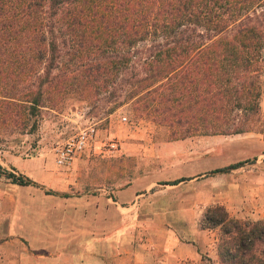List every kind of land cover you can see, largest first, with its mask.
Wrapping results in <instances>:
<instances>
[{
    "label": "trees",
    "instance_id": "trees-1",
    "mask_svg": "<svg viewBox=\"0 0 264 264\" xmlns=\"http://www.w3.org/2000/svg\"><path fill=\"white\" fill-rule=\"evenodd\" d=\"M263 66L264 0H0V143L34 133L67 95L103 91L171 140L241 133L259 119ZM204 222L218 229L217 260L202 264H264V218L213 204Z\"/></svg>",
    "mask_w": 264,
    "mask_h": 264
},
{
    "label": "rangeland",
    "instance_id": "rangeland-1",
    "mask_svg": "<svg viewBox=\"0 0 264 264\" xmlns=\"http://www.w3.org/2000/svg\"><path fill=\"white\" fill-rule=\"evenodd\" d=\"M259 91V119L251 129L176 140L168 138L166 128L136 118L129 102L115 107L122 100L119 92L113 96L103 91L86 98L69 94L58 108L43 109L34 133L16 135L17 145L0 143V167L32 182L19 186L0 173V264H54L64 254L51 251L52 239L46 243L48 230L56 225L63 233V213L77 206L66 198L84 197L88 215L92 211L99 215L101 208L104 230L115 220L110 219L112 211L100 206L99 198L137 178L153 185L146 206L137 209L125 202L120 209L124 236L127 228H134L133 236L142 246L143 233L147 239L157 240L166 231L198 252L196 259L182 258L178 264H202L204 257L216 262L218 229L205 227L208 206L222 205L234 219L264 218V66ZM92 123L107 136L116 137L120 151L113 157L90 153L69 168L55 165L53 148ZM241 160L245 162L227 173H209L214 166ZM178 178L183 179L176 184L161 183ZM132 212L140 217L130 220ZM34 218L45 229L41 238L46 246L31 247L21 236L28 234Z\"/></svg>",
    "mask_w": 264,
    "mask_h": 264
},
{
    "label": "crops",
    "instance_id": "crops-1",
    "mask_svg": "<svg viewBox=\"0 0 264 264\" xmlns=\"http://www.w3.org/2000/svg\"><path fill=\"white\" fill-rule=\"evenodd\" d=\"M98 132L100 135L106 134L104 129H99ZM241 161L245 162V160ZM32 162L35 163V160ZM228 164L231 163L214 166L209 173H218L211 170ZM232 169L234 168L221 173H227ZM152 185V183L146 184L145 179H132L125 187L111 191L108 197L99 198L100 206H105L110 212L112 211L110 219L115 220L114 224L104 230L101 208L98 210L99 215L93 211L88 215L84 197L66 198L72 205L77 206H72L69 211L63 213V233H60L56 225H52V229L47 231L49 239L46 243L49 245L51 239L53 243L51 251L64 254L63 257H56L54 264H130V262L131 264H178L177 260L182 258L196 259L198 252L193 246L180 242L176 236L167 234L166 231L160 232L158 237L161 238L157 240L151 239L152 237L147 239L146 232L143 233L144 236L140 239L142 246L133 236L134 228H127L128 233L124 236V229H121L119 224L120 209L124 208L125 202H128L129 207L134 206L137 209L141 204L146 206V200L149 197L147 193ZM95 209L94 211H97ZM130 215L129 219L134 221L135 213L132 212ZM138 217L140 216H136ZM88 221H91L90 225ZM15 222L17 225L18 219H15ZM27 231L28 234H21V236L26 239L28 245L31 247L46 246L44 237L41 238L45 229L39 224L37 218L31 220Z\"/></svg>",
    "mask_w": 264,
    "mask_h": 264
},
{
    "label": "built area",
    "instance_id": "built-area-1",
    "mask_svg": "<svg viewBox=\"0 0 264 264\" xmlns=\"http://www.w3.org/2000/svg\"><path fill=\"white\" fill-rule=\"evenodd\" d=\"M121 121L125 117L120 118ZM95 124L80 128L53 148V162L55 165L69 168L77 159L95 153L100 157H113L120 151V143L116 137L106 134L100 135Z\"/></svg>",
    "mask_w": 264,
    "mask_h": 264
}]
</instances>
